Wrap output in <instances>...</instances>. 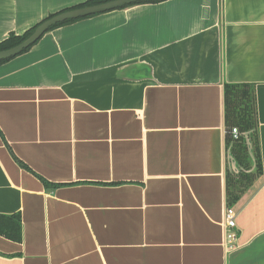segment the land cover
I'll return each mask as SVG.
<instances>
[{
  "label": "crops",
  "instance_id": "0c3cea01",
  "mask_svg": "<svg viewBox=\"0 0 264 264\" xmlns=\"http://www.w3.org/2000/svg\"><path fill=\"white\" fill-rule=\"evenodd\" d=\"M87 1L0 0V42ZM231 84L254 89L262 174L228 207ZM14 214L22 240L0 236V264H264V0L118 9L1 64L0 215Z\"/></svg>",
  "mask_w": 264,
  "mask_h": 264
},
{
  "label": "trees",
  "instance_id": "16d2710c",
  "mask_svg": "<svg viewBox=\"0 0 264 264\" xmlns=\"http://www.w3.org/2000/svg\"><path fill=\"white\" fill-rule=\"evenodd\" d=\"M108 1L111 0H89L71 9L97 5ZM141 4L144 3L134 4L124 8ZM51 16L53 15H50L49 17ZM78 20H71L62 24H58L49 29V31L63 25L74 23ZM37 25L38 24L29 28L22 35H15L13 33H10L7 39L0 42V51L12 48L20 44L31 35ZM32 46L25 49L21 54L29 51ZM9 60L10 59L1 61L0 65L6 63ZM224 119L225 126L228 132H231L232 128H237L243 134V137L238 138V140L236 141H233L232 136L228 135L226 146L227 150L228 147L231 146V153L229 157H231L232 160L234 159L235 165L240 168L243 164L246 170L243 172H239V174H234L228 169L226 171V203L228 207H231L240 200L242 195L253 185L254 180L256 178L258 179L262 174L260 150L257 138L256 102L254 89L252 86L234 84L224 86ZM249 133L254 138V149L252 147L253 142L250 143L248 142L249 138H245V136L249 135ZM40 180L46 189H53L58 187L55 185H51L42 179ZM0 236L12 242H21V218L19 214L9 216L0 215Z\"/></svg>",
  "mask_w": 264,
  "mask_h": 264
},
{
  "label": "water",
  "instance_id": "95a60500",
  "mask_svg": "<svg viewBox=\"0 0 264 264\" xmlns=\"http://www.w3.org/2000/svg\"><path fill=\"white\" fill-rule=\"evenodd\" d=\"M162 1L165 0H111L105 3L92 5V6H85L55 14L40 22L33 30L31 35L28 38H26L24 41H22L20 44L12 48L0 51V62L11 59L21 54L25 49L35 44L47 31H49V29H51L52 27L58 24H62L71 20H78L90 16L107 13L134 4H139V3L146 4L151 2H162Z\"/></svg>",
  "mask_w": 264,
  "mask_h": 264
},
{
  "label": "built area",
  "instance_id": "2783aa9c",
  "mask_svg": "<svg viewBox=\"0 0 264 264\" xmlns=\"http://www.w3.org/2000/svg\"><path fill=\"white\" fill-rule=\"evenodd\" d=\"M231 135L234 139L237 138V130L233 128ZM236 217L237 213L232 208H226L223 217V244L226 251H231L235 248L236 242Z\"/></svg>",
  "mask_w": 264,
  "mask_h": 264
},
{
  "label": "rangeland",
  "instance_id": "374dc122",
  "mask_svg": "<svg viewBox=\"0 0 264 264\" xmlns=\"http://www.w3.org/2000/svg\"><path fill=\"white\" fill-rule=\"evenodd\" d=\"M237 129V128H236ZM232 130V129H231ZM232 136V135H231ZM241 137H243V134L237 129V138L236 139H234L233 137H232V139H233V141H236V140H238V138H241ZM245 138L246 139H248L249 138V140H248V142H253V144H252V147H253V149H254V138H253V136L252 135H250V133H249V135H246L245 136ZM227 153H228V160H229V163H230V168H232V170H231V172H233L234 174H239V172H243V171H246L245 170V166L242 164L241 166L242 167H240V168H238L236 165H235V161H234V159L232 160V158L231 157H229V155H230V153H231V146H229L228 147V150H227ZM237 153V152H236ZM234 161V162H233ZM251 171V170H250ZM250 171H247V172H250ZM257 180V178L254 180V183H255V181ZM253 183V184H254ZM253 186V185H252ZM251 186V187H252Z\"/></svg>",
  "mask_w": 264,
  "mask_h": 264
}]
</instances>
